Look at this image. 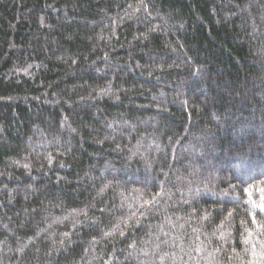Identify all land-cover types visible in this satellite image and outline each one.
Returning a JSON list of instances; mask_svg holds the SVG:
<instances>
[{"label":"trees","instance_id":"obj_1","mask_svg":"<svg viewBox=\"0 0 264 264\" xmlns=\"http://www.w3.org/2000/svg\"><path fill=\"white\" fill-rule=\"evenodd\" d=\"M0 264H264V0H0Z\"/></svg>","mask_w":264,"mask_h":264}]
</instances>
